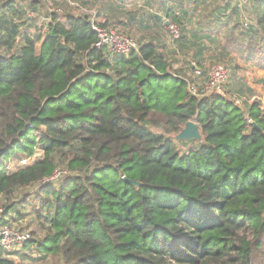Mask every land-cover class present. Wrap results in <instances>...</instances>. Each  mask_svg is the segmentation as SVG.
<instances>
[{
    "label": "trees",
    "instance_id": "1",
    "mask_svg": "<svg viewBox=\"0 0 264 264\" xmlns=\"http://www.w3.org/2000/svg\"><path fill=\"white\" fill-rule=\"evenodd\" d=\"M192 4L204 16L180 41L204 50L207 39L264 88V0L247 26L233 0ZM167 19L182 24L174 9ZM96 41L70 11L0 52V223L13 227L5 215L31 204L54 264H264V94L198 97L152 41L111 58ZM190 120L201 141L176 138ZM58 167L65 182L35 187Z\"/></svg>",
    "mask_w": 264,
    "mask_h": 264
},
{
    "label": "rangeland",
    "instance_id": "2",
    "mask_svg": "<svg viewBox=\"0 0 264 264\" xmlns=\"http://www.w3.org/2000/svg\"><path fill=\"white\" fill-rule=\"evenodd\" d=\"M4 1L6 2L7 0ZM11 1L14 2L16 6H22L23 9L27 7L29 10L26 11V15L32 9L33 10L36 9L35 17H33L32 14H30L31 12L28 14L30 16V17L28 16L30 18L29 19L30 23L35 24L34 25L35 27L32 28L31 32H34L36 30L38 31V29L42 30L40 25L42 24L43 16L47 15L49 0H11ZM52 1L55 7L62 8V12L59 13V15L63 13L64 14L70 13V11L73 12V10L76 9L70 6L65 0H52ZM118 1L119 0H100L98 4L89 2L88 6L92 8H96L97 10L100 11V13L102 11L105 17L107 15L114 16L113 14H115L116 17V18L114 17L115 18L114 22L116 23L115 26L122 31L121 33L123 34L126 33L127 35L136 36L137 38L136 37L135 38L139 40L140 43L142 42V44L145 43L143 41L147 40L151 36L156 37V39L158 40L157 45H159L160 48L162 47V45L167 46V48L163 50V52L166 55H169L168 58L170 59L169 61L171 64L172 63L176 64V67L174 68L175 70L172 69L173 71H178L177 68L179 67L177 66L179 64V66L183 67L187 71L186 72V76H187L191 72L190 60L193 59L204 70V76L206 78V76L209 74L211 67L214 64L220 62L225 63L230 71V77L226 88L227 89L226 95L229 99L236 102L237 104L239 103L243 104L242 102H248V101L251 102L254 96L264 94V88H262V86L258 84L256 77L244 78V72L246 70L245 68H241L235 71V67L232 61L230 60L231 55L223 54L221 50L216 48L215 44L209 43L208 40L205 39L207 42L205 45V49L202 50L198 45L194 47L188 45L192 40L181 42L182 41L181 36L184 35V33L185 34L188 33L189 29H192L194 26H197V24L200 23V20L203 19L204 15L202 13L197 12L194 15L195 17L191 13V18L189 20H184L181 25L177 24L179 26L177 27L179 29L181 36L179 41L178 40L174 41L172 39L170 30L167 26V22H168L167 20L165 21V24H162L161 20L159 21L162 31L160 30V28L153 26L154 22H157V20H155L153 17L154 13L150 12L148 9L145 10V7L143 6L144 5L146 6V4L144 3L143 0H140L137 3H135V0H121L122 4L117 3ZM177 1L178 0H176V2ZM189 1L192 3L193 0H183L185 6H188L190 4ZM211 1L214 2V0ZM221 2H224V0H219V3ZM141 3H144V5H142ZM213 6L214 4L211 5L209 11H211ZM62 20L66 22L65 17L62 18ZM253 22H255V20H253ZM250 24L251 23H249L248 25ZM148 25L150 27L145 29L144 26H148ZM42 31L45 32L46 30H42ZM186 37L187 39H191L190 34H187ZM42 39L37 41V51L41 50ZM240 90L242 92H240ZM239 94H242L243 96L242 99H240L241 101L238 100ZM181 148L183 149L182 146ZM40 157H41L40 154H37L35 155L34 159L37 160ZM14 164L15 163H12L10 166L13 168ZM67 177L68 176L64 177L62 180L57 182L56 185H60L63 182H65L67 180ZM31 191L32 188L27 189L26 192L20 191L18 192L16 197L18 198V200H23L25 198V195H27ZM3 203H5V200L3 198H0V206ZM31 208H32L31 204H26L25 207L20 208V211L22 212L23 215L19 214L18 211H13L10 217L11 220H8V223L10 224L12 223L14 228L16 229L22 228L21 230L23 231H30L31 236L33 237L32 238L33 240L29 245L24 246L25 244H22L18 249L14 250L11 253L10 258H14L17 262L22 264L57 263V258H54L52 256L45 257L44 253L38 247L43 237L45 236V232H41L38 230L37 232H35L36 234L35 236L32 234V231L36 230L37 225L34 221L32 214L30 213ZM21 216L22 218H20Z\"/></svg>",
    "mask_w": 264,
    "mask_h": 264
},
{
    "label": "built area",
    "instance_id": "3",
    "mask_svg": "<svg viewBox=\"0 0 264 264\" xmlns=\"http://www.w3.org/2000/svg\"><path fill=\"white\" fill-rule=\"evenodd\" d=\"M65 1L73 8H76L72 12L74 15L88 18L92 30L97 35V41L94 43V47L97 49L105 48L107 57L111 58L115 54H123L128 56L132 52H139L141 47L139 40L131 35L119 32L113 25L103 26L99 11L96 8L88 7L79 0ZM233 1L243 11L242 19L244 24L247 26L249 23H252L253 18L250 13L252 0ZM61 12L62 8L55 7L53 1L49 0L47 15L43 16L42 24L40 25L42 30L48 29V24L51 21L52 14L59 15ZM29 13L32 14L33 17L36 15L34 10L29 11L26 16H29ZM167 21V26L172 35V39L174 41H179L181 36L178 29L179 26L177 23L171 22L168 19ZM190 64L191 72L184 78V80L187 82L188 89L192 94L198 97L211 96L215 94L226 95L230 71L225 63L220 62L214 64L206 78L204 76V70L195 60L191 59ZM34 158L35 157L21 159L18 163V167L28 165L34 160ZM70 174L71 172L68 169L58 167L51 176L40 179L35 187H39L47 182L56 183ZM2 213L3 208H0V218H3ZM30 238V231H23L21 228L16 229L5 222L0 223V256L10 257L14 250L18 249L22 244L25 243V241H28Z\"/></svg>",
    "mask_w": 264,
    "mask_h": 264
},
{
    "label": "crops",
    "instance_id": "4",
    "mask_svg": "<svg viewBox=\"0 0 264 264\" xmlns=\"http://www.w3.org/2000/svg\"><path fill=\"white\" fill-rule=\"evenodd\" d=\"M81 1H83L84 4L86 6H88L89 2H93V3L98 4V2L100 0H81ZM139 1L140 0H135V3L139 2ZM143 1L146 4V6L144 5V3H141V4L144 5L143 7H145V10L148 9L150 12L154 13L153 17L155 20H157V22H154L153 26L160 28L161 31H162V28L160 26L159 21L161 20L162 24H165L169 10L174 9L177 12V14L179 15V18L181 19L182 22L184 20H189L191 18V13L193 14V10H194L192 3H190L187 7H185L183 0H178L177 2H176V0H173V1L172 0H164V1H161V0H157V1L143 0ZM7 2H9V0H7L4 3L7 4ZM11 7L12 8L9 9V7L6 8V7L0 6V52L1 53L17 52V51H19V49L24 44L26 35H35L37 33H40V34L44 33L41 29L40 30L38 29V31L36 30L34 32H31L32 28L35 27L34 26L35 24L30 23L28 16H26V11L29 10L27 7L25 9H23L22 6H16V4L12 1H11ZM88 7H90V6H88ZM147 14H149V13H147ZM99 15H100V19L102 21L106 20V22H108L110 25H113L115 28H117L115 26L116 23L114 22L115 18H116L115 14H113L114 16L107 15L105 17L103 12L101 11V13H100V11H99ZM146 22H147V20H146ZM146 24H148V23H146ZM25 27H27V28H25ZM149 27H150L149 25L144 26L145 29H147ZM117 29L120 32H122L119 28H117ZM134 31H136V30H134ZM161 31H160V33H161ZM131 36L136 37L134 35H131ZM149 41H152L156 45L158 43V40L154 36H151L150 38H148L147 40H145L143 42H149ZM157 46L162 53H164L163 50H165L167 48L166 45H162L161 48L159 45H157ZM168 56L169 55H166L167 62L169 64V66L171 67V69L175 70L174 68L176 67V64L175 63L171 64ZM177 67H179V68H177V70L179 72H181L182 74L183 73L186 74L187 71L183 67L179 66V64ZM17 208H20V205H17L16 208L10 210V212L5 215L6 221L11 220L10 217H11L13 211H17L16 210ZM20 218H22V217H20Z\"/></svg>",
    "mask_w": 264,
    "mask_h": 264
},
{
    "label": "water",
    "instance_id": "5",
    "mask_svg": "<svg viewBox=\"0 0 264 264\" xmlns=\"http://www.w3.org/2000/svg\"><path fill=\"white\" fill-rule=\"evenodd\" d=\"M253 124L257 126L256 123L253 122ZM176 138L182 141H195V140L201 141L202 133L200 131L198 124L194 120H190L185 124L184 128L176 135ZM123 179L136 186L140 185V182L135 181L134 179L128 178L127 176H123Z\"/></svg>",
    "mask_w": 264,
    "mask_h": 264
}]
</instances>
